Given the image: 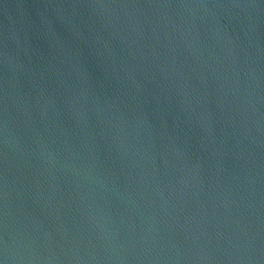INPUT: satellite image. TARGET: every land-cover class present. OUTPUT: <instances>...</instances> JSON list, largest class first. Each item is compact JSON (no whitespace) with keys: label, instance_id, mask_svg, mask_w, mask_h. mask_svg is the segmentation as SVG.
I'll return each mask as SVG.
<instances>
[{"label":"water","instance_id":"95a60500","mask_svg":"<svg viewBox=\"0 0 264 264\" xmlns=\"http://www.w3.org/2000/svg\"><path fill=\"white\" fill-rule=\"evenodd\" d=\"M0 264H264V0H0Z\"/></svg>","mask_w":264,"mask_h":264}]
</instances>
